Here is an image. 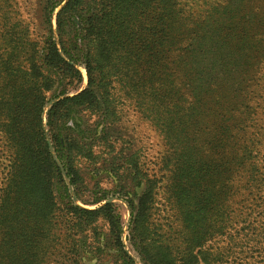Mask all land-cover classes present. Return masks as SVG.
Returning <instances> with one entry per match:
<instances>
[{
	"label": "trees",
	"instance_id": "trees-1",
	"mask_svg": "<svg viewBox=\"0 0 264 264\" xmlns=\"http://www.w3.org/2000/svg\"><path fill=\"white\" fill-rule=\"evenodd\" d=\"M199 4L0 0V264H136L111 199L141 264H264V0Z\"/></svg>",
	"mask_w": 264,
	"mask_h": 264
},
{
	"label": "rangeland",
	"instance_id": "rangeland-1",
	"mask_svg": "<svg viewBox=\"0 0 264 264\" xmlns=\"http://www.w3.org/2000/svg\"><path fill=\"white\" fill-rule=\"evenodd\" d=\"M29 0H18V3L21 7V11L24 12V7L28 5ZM187 3L197 6L200 5L199 3L202 2V0H186ZM83 74V83L81 88H85L87 83V76L86 73H84L83 69H80ZM124 131L127 134V136L133 141L135 147H141L143 154L146 156L145 161L147 162L148 169L150 170V174H154L155 177L159 178L160 184L164 185L167 184V171L163 168L159 167V162L162 158V155L164 154V143L161 139V137L157 134L155 129L145 120L140 119L139 115L134 111L132 107H127L125 109V117H124ZM1 154V153H0ZM144 156V157H145ZM4 158L2 155H0V182L2 177V172L4 171ZM114 186L113 183H111L110 180L104 179L101 181L99 186H91L88 188L84 193L85 197H95L104 194V192H107L105 190L111 189ZM70 193L73 195V191L70 188ZM109 197H116V195H113L111 192H107ZM247 193V190H246ZM168 195L165 193L164 188L162 187L159 190V194L157 195V198L160 200V202L164 201V198H166ZM74 197V196H73ZM73 201L75 204L87 208L92 209L93 207L85 206L81 204L79 201H77L75 198H73ZM112 202L116 203L119 206L120 212L122 214L123 219V242L125 245V248L127 252L133 257L136 264H141L138 260V257L132 250L127 236H128V224H129V210L127 208V205L119 199H111ZM161 204V203H160ZM162 208V207H161ZM160 208V209H161ZM235 209V208H234ZM237 210V208H236ZM255 254H258V252H255ZM262 256V255H260Z\"/></svg>",
	"mask_w": 264,
	"mask_h": 264
},
{
	"label": "water",
	"instance_id": "water-1",
	"mask_svg": "<svg viewBox=\"0 0 264 264\" xmlns=\"http://www.w3.org/2000/svg\"><path fill=\"white\" fill-rule=\"evenodd\" d=\"M83 69V68H82ZM84 73H85V70L83 69ZM45 119V118H44ZM74 198V197H73Z\"/></svg>",
	"mask_w": 264,
	"mask_h": 264
}]
</instances>
